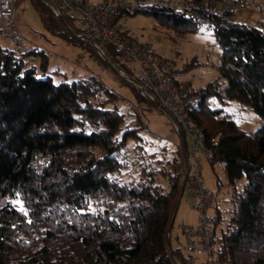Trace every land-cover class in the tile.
I'll list each match as a JSON object with an SVG mask.
<instances>
[{"label":"trees","instance_id":"1","mask_svg":"<svg viewBox=\"0 0 264 264\" xmlns=\"http://www.w3.org/2000/svg\"><path fill=\"white\" fill-rule=\"evenodd\" d=\"M31 2L45 29L109 65L89 41L99 43L95 30L69 13L61 12V21L43 0ZM137 12L151 14L173 39L203 24L179 9L150 4L126 14ZM208 21L220 47L219 76L199 87L193 116L204 157L211 165L222 163L233 202L219 228L214 206L213 258L215 264H264V22L236 20L229 9L209 14ZM103 47L111 68L136 77L117 50ZM47 62L42 48L26 46L18 54L0 44V264L185 263L188 252L171 239L168 249L165 236L187 162L182 139L175 149L161 146L142 158L139 131L146 126L137 112L126 119L115 101L119 93L93 74L57 82L47 74ZM121 79L136 100L155 105ZM213 99L246 104L262 125L245 131L221 106H212ZM130 139L138 160L124 178ZM240 178L245 183L238 187Z\"/></svg>","mask_w":264,"mask_h":264},{"label":"rangeland","instance_id":"2","mask_svg":"<svg viewBox=\"0 0 264 264\" xmlns=\"http://www.w3.org/2000/svg\"><path fill=\"white\" fill-rule=\"evenodd\" d=\"M17 5L15 27L26 39L27 48H42L46 51L48 54L47 74L52 79L57 82L71 81L80 77H87L89 74L99 77L107 86L119 93L120 96L115 101L119 109L125 113L126 119L135 118V113L137 112L140 120L145 124L146 129L139 131L140 135L144 137L143 141H140L144 149L142 158L150 156L149 153L153 151H158L161 146H165L167 150L175 149L174 147L181 137L172 128V124L164 111L155 105L147 103L145 100H141V102L136 100L133 88L121 79L122 77L118 75L117 70L98 62L95 56L91 55L81 45L62 40L52 34L50 30L45 29L31 0H21ZM247 10V8L243 7L237 8L234 12V19L250 23L251 18L247 17ZM124 17L127 19V28L133 37L137 40L145 41L149 45H153V47L156 46L158 53L162 57L174 61L176 66L180 68H186L185 72L198 87L219 76L217 66L220 47L215 42L214 35H212L206 24H202L198 31L189 32L184 37H175L173 39L171 38V29L157 23L151 14L137 12L133 15L126 14ZM0 44L7 47L11 46L7 39L1 37ZM38 61L36 58L32 62L37 65ZM39 75L41 73L38 67L37 76ZM211 105L214 107L221 106L247 132H253L263 123V119L249 106L244 103L241 104L234 99L225 103L213 99ZM185 141L186 147L193 152L189 136H186ZM132 144L133 141L130 139L127 142L128 148L125 149L128 153V166L126 167V175H121L124 178L128 177V172H135L136 164L132 161L135 158V160H138L136 157L137 150L131 147ZM195 157L200 161L202 184L207 188L220 190V201L216 204L220 218L217 228L223 227L226 224L233 202L231 200L232 190L229 183H227L222 163L216 162L211 165L208 159L204 157L201 149L197 150ZM244 183V178H240L238 187L243 186ZM180 198L169 231L172 235L175 232H179L180 246L186 254L187 251L184 248L186 243L184 239L186 237L179 231V226L185 223L196 224L198 213L193 208L196 198L189 196L185 192ZM207 209L209 216H215L216 209L214 206ZM216 244V242H213L214 249L217 247ZM214 254L213 252V256ZM193 256L194 264H200L205 258L203 254H194Z\"/></svg>","mask_w":264,"mask_h":264},{"label":"built area","instance_id":"3","mask_svg":"<svg viewBox=\"0 0 264 264\" xmlns=\"http://www.w3.org/2000/svg\"><path fill=\"white\" fill-rule=\"evenodd\" d=\"M21 0H0V37L21 54L26 48V39L15 27V14ZM54 14L61 12L74 15L83 27L96 31L99 43L91 39L99 56L105 55L103 45H110L118 51L119 61H128L135 70L136 77L121 70L118 75L129 81L140 94L151 100L155 106L164 111L172 128H179L189 136L193 152H185L188 160L187 174L184 180L183 193L196 198L197 223H185L179 231L186 237L184 248L188 252L184 261L175 260V264H194V254H203L205 258L200 264H215L213 258L214 228L216 216H209L207 208L220 201V190L205 187L201 181L200 161L195 157L198 149L204 151L203 134L195 122L194 112L200 100L199 87L180 67L158 54V48L147 42L137 40L127 28V11L136 6L153 5L179 9L186 16L208 24V15L223 14L226 9L235 12L237 8H247L249 24L264 22V0H218L217 2L193 0H43ZM264 30V24H263ZM127 155L119 154L120 159ZM186 168V167H185ZM183 171L182 180L185 175ZM182 193V194H183ZM186 201H188L186 199Z\"/></svg>","mask_w":264,"mask_h":264},{"label":"water","instance_id":"4","mask_svg":"<svg viewBox=\"0 0 264 264\" xmlns=\"http://www.w3.org/2000/svg\"><path fill=\"white\" fill-rule=\"evenodd\" d=\"M61 21H63V18H62V15H59V14H55ZM89 41L91 42V39H89ZM92 43V42H91ZM95 48V47H94ZM95 50H96V48H95ZM100 57H102V58H104L105 59V61L109 64V65H111L112 66V63H110V61L104 56V55H101ZM176 131H177V133H178V135H180V137H181V139H182V141H183V143H184V145H186L185 143H186V141H185V135H183V133H182V130L181 129H179V128H176ZM186 147V146H185ZM186 152H188V148L186 147ZM188 160H187V162H186V168H185V172L187 171V166H188ZM186 174H187V172L185 173V175H184V177H183V180H182V182H181V185H182V187H181V190H180V192H179V194H178V200H177V203H176V205H175V208H174V212H173V214H172V218H171V220H170V225H169V227H168V229H167V232H166V244H167V248L168 249H170V236H168V233H169V230H170V228H171V226H172V220H173V218H174V215H175V213H176V208H177V206H178V204H179V201H180V197H181V195H182V193H183V189H184V180H185V177H186ZM171 250V249H170Z\"/></svg>","mask_w":264,"mask_h":264},{"label":"crops","instance_id":"5","mask_svg":"<svg viewBox=\"0 0 264 264\" xmlns=\"http://www.w3.org/2000/svg\"><path fill=\"white\" fill-rule=\"evenodd\" d=\"M94 1H98V0H94ZM262 1V0H261ZM247 13V12H246ZM195 198V197H194ZM195 204H196V200L194 201V204H193V208L195 209ZM197 211V210H196ZM197 221V220H196ZM196 221H195V223H196ZM178 233L179 232H175V233H173V235L172 234H170V236H171V242H172V245H173V247L174 246H177V245H180V240H179V237L180 236H178ZM169 236V235H168ZM185 237V236H184ZM184 241H186V238L184 239ZM171 246V245H170Z\"/></svg>","mask_w":264,"mask_h":264}]
</instances>
